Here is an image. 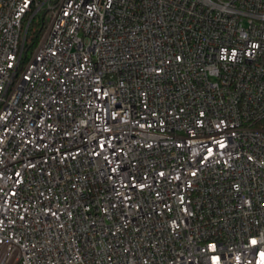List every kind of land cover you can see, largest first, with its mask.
<instances>
[{
	"label": "built area",
	"instance_id": "built-area-1",
	"mask_svg": "<svg viewBox=\"0 0 264 264\" xmlns=\"http://www.w3.org/2000/svg\"><path fill=\"white\" fill-rule=\"evenodd\" d=\"M0 264H264V0H0Z\"/></svg>",
	"mask_w": 264,
	"mask_h": 264
},
{
	"label": "trees",
	"instance_id": "trees-1",
	"mask_svg": "<svg viewBox=\"0 0 264 264\" xmlns=\"http://www.w3.org/2000/svg\"><path fill=\"white\" fill-rule=\"evenodd\" d=\"M43 32V18L33 19L26 37V49L31 50Z\"/></svg>",
	"mask_w": 264,
	"mask_h": 264
},
{
	"label": "snow or ice",
	"instance_id": "snow-or-ice-1",
	"mask_svg": "<svg viewBox=\"0 0 264 264\" xmlns=\"http://www.w3.org/2000/svg\"><path fill=\"white\" fill-rule=\"evenodd\" d=\"M253 243H255V241H253Z\"/></svg>",
	"mask_w": 264,
	"mask_h": 264
}]
</instances>
